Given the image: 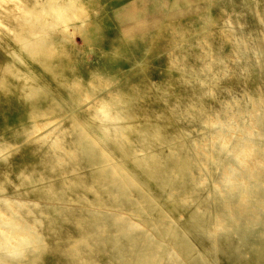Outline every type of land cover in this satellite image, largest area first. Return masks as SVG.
I'll list each match as a JSON object with an SVG mask.
<instances>
[{
  "label": "clouds",
  "instance_id": "clouds-1",
  "mask_svg": "<svg viewBox=\"0 0 264 264\" xmlns=\"http://www.w3.org/2000/svg\"><path fill=\"white\" fill-rule=\"evenodd\" d=\"M0 264H264V0H0Z\"/></svg>",
  "mask_w": 264,
  "mask_h": 264
}]
</instances>
